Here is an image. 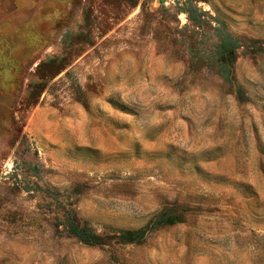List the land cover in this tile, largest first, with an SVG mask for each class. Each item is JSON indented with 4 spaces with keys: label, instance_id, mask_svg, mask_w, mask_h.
I'll return each instance as SVG.
<instances>
[{
    "label": "rangeland",
    "instance_id": "rangeland-1",
    "mask_svg": "<svg viewBox=\"0 0 264 264\" xmlns=\"http://www.w3.org/2000/svg\"><path fill=\"white\" fill-rule=\"evenodd\" d=\"M0 264H264V0H0Z\"/></svg>",
    "mask_w": 264,
    "mask_h": 264
},
{
    "label": "trees",
    "instance_id": "trees-1",
    "mask_svg": "<svg viewBox=\"0 0 264 264\" xmlns=\"http://www.w3.org/2000/svg\"><path fill=\"white\" fill-rule=\"evenodd\" d=\"M222 38H223L224 44L230 43V46L233 49V47L235 46L233 39L227 33H224V35H222ZM71 230H72V233L76 237H78L79 239H81V240H85L86 239L85 234L83 232L77 230L74 227H72Z\"/></svg>",
    "mask_w": 264,
    "mask_h": 264
}]
</instances>
